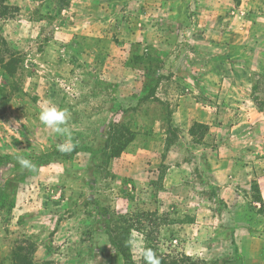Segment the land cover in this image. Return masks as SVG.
<instances>
[{"label":"rangeland","instance_id":"374dc122","mask_svg":"<svg viewBox=\"0 0 264 264\" xmlns=\"http://www.w3.org/2000/svg\"><path fill=\"white\" fill-rule=\"evenodd\" d=\"M2 2L0 264H124L122 221L163 258L264 264V0ZM226 73L249 102L226 82L217 104ZM186 93L225 126L184 122ZM49 102L69 110L71 153L38 119ZM229 158L221 196L207 164Z\"/></svg>","mask_w":264,"mask_h":264},{"label":"crops","instance_id":"0c3cea01","mask_svg":"<svg viewBox=\"0 0 264 264\" xmlns=\"http://www.w3.org/2000/svg\"><path fill=\"white\" fill-rule=\"evenodd\" d=\"M243 70H245V69H241L240 71L242 72ZM224 71H225V69L222 68L220 70L221 74ZM226 77H228V73H226L224 76H222V78L216 84L215 101H217V104L222 102V99L226 98V93H228L230 91L229 88H227V90H225L226 89L225 88L226 82L232 90L237 91L236 92L237 95H239L238 89H242V91L240 93V96H241L240 100L243 103L249 102V99H247L246 94L243 91L245 85H244V87L243 86L241 87V85H240V87L236 89L235 85L233 83L237 84V79L234 78L235 79L234 80L233 78H231V79L226 80ZM238 86H239V84H238ZM200 94L201 95H205V94L210 95L209 93L206 92V89H205V92H204V90H201ZM191 97H192V94H187V93L184 95V97H181V100L179 102L180 106L177 107V112L175 113L177 116L183 118L184 122L186 121L185 119H188V122H190V120L197 119L201 123L206 124V126L208 127V131L212 130L213 128L217 129V131H219L220 128H223L225 126V125H220V121L223 120L224 114H206L208 111H210V109L204 110L205 113L202 112L201 114H189V109H184L185 107H184L183 101H187L189 99L192 100ZM242 106H243V104H242ZM182 111H183V114H179L180 112L182 113ZM244 116H245V114H242L243 118H244ZM251 117H253V116H251ZM236 121H237V123H235ZM236 121L232 122L234 124L231 125L232 124L231 123L229 126H234L233 128L240 127V126L243 127L244 123L247 122L245 120L240 121V119H238ZM214 143L217 144L216 147H214L215 150L220 149L221 147L225 148L224 143L222 141H219V138ZM201 146H203V145H200L198 147H201ZM228 150L230 152L234 151V149H228ZM232 157H234V156H232ZM240 164L241 163H239L238 161H234V158H229V161H222V162L218 161V164H216V165L213 162H209V164H207L210 171L214 172L213 177L210 179L211 181L209 183L211 186L214 185L217 187L216 190H217L218 195L224 196L225 192L231 188V184L233 185V183L236 181V174L238 173L239 169L242 168Z\"/></svg>","mask_w":264,"mask_h":264},{"label":"clouds","instance_id":"9594fccd","mask_svg":"<svg viewBox=\"0 0 264 264\" xmlns=\"http://www.w3.org/2000/svg\"><path fill=\"white\" fill-rule=\"evenodd\" d=\"M69 118L70 113L67 108H59L51 102L44 104L38 113L41 124L50 129L52 133L64 137L63 142L56 145L57 150L61 153H71L76 147L71 132L66 127ZM17 160L22 168L29 171L36 170L37 166L31 160L23 157H18ZM126 245L136 251L144 264H161L160 257L152 248L147 247L142 240L130 238Z\"/></svg>","mask_w":264,"mask_h":264},{"label":"trees","instance_id":"16d2710c","mask_svg":"<svg viewBox=\"0 0 264 264\" xmlns=\"http://www.w3.org/2000/svg\"><path fill=\"white\" fill-rule=\"evenodd\" d=\"M69 0H60V3L63 4V5H66L68 3ZM3 9H5V0H3ZM5 44L4 40L1 38L0 36V48H2V45ZM0 55H1V49H0ZM0 65L2 66H8L7 63L4 62V58L2 56H0ZM150 97H153V96H150ZM131 141V139H130ZM130 141H127V142H130ZM148 215H150L151 213H146ZM124 220V218H123ZM121 224L123 226L121 227H115V231H111L109 233V244L110 246L112 247V249L121 255L122 259H123V262L124 264H144V262L142 260H140L139 262H134L132 260V257H131V254H130V250L127 245H126V242L130 239V233H131V229H129V226L124 222L122 221ZM125 224V225H124ZM116 229H119L120 232L119 234H116L113 236V233H116ZM160 257L161 259V264H192L193 262H190V258L187 257V256H183L181 255L180 257H165L164 258L160 255H157Z\"/></svg>","mask_w":264,"mask_h":264}]
</instances>
